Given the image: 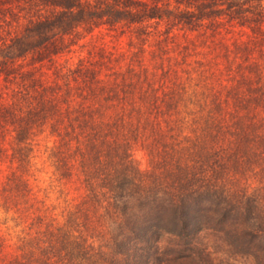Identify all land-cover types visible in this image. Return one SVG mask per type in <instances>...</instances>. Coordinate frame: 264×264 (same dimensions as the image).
<instances>
[{
  "label": "trees",
  "instance_id": "16d2710c",
  "mask_svg": "<svg viewBox=\"0 0 264 264\" xmlns=\"http://www.w3.org/2000/svg\"><path fill=\"white\" fill-rule=\"evenodd\" d=\"M263 25L264 0H0V264H264Z\"/></svg>",
  "mask_w": 264,
  "mask_h": 264
},
{
  "label": "rangeland",
  "instance_id": "374dc122",
  "mask_svg": "<svg viewBox=\"0 0 264 264\" xmlns=\"http://www.w3.org/2000/svg\"><path fill=\"white\" fill-rule=\"evenodd\" d=\"M263 27H264V25H263ZM246 31L248 33H250V30L248 29V27H244L240 31L236 29L233 32L232 31L226 32V30L224 31V29H222L220 33L216 34L213 37V40H210L209 39V40H207V42L210 43V44H215V46L217 48L220 42H226L228 44H231L234 39H241L242 38V39L246 40V39H248V37L246 35ZM187 32H189V31H187ZM189 33H191V32H189ZM105 39H106V41L108 43V46L111 47V48H113V45L114 44H116L115 46H119V47L125 45L124 39H119L117 41V39H115V37H113L112 33L111 34L107 33V35H105ZM201 49L205 51L208 48L207 47H202ZM260 49H261V51H260L261 52V55L259 54V51L256 48L255 51H254V53H253V55H250L251 58L255 57V59H258V61H264V44L261 45V48ZM215 53L216 52L213 51L212 53H210V55H214ZM142 55H145L146 58H148L149 55H152V54L147 49V50H145L143 52ZM64 56H65V54L64 55H60L58 57L60 59H62ZM1 83H2V80L0 78V84ZM44 143H45V140L43 139L42 136H40V138H38V140L35 143V151H34V156L32 158V160L35 161V163H36L35 164V167L36 166L37 167L38 166L40 167V165H41V163H40L41 162V158H40V155H39L38 148L42 147ZM134 157H135V159L138 162V164H139L140 167L145 168L147 166V159H148L147 158V154L144 151V149H142L139 145H136L135 146V149H134ZM6 168H7L6 167V163H4V162H2V160H0V186L3 183V181L5 180ZM36 168H34V170H33L34 171L33 176H30V182H31V185L33 186V189H34L35 193H37L38 196H41L42 195V192L41 191L38 192L37 190H38L39 186H45L46 185L47 177L49 175V168L46 165L43 166L39 170H37ZM55 195H56L55 192H51L52 199H54L56 197ZM3 216H4V214L0 210V221H2V217ZM24 219H25V217L21 219V222L22 223L24 222ZM7 223L8 224L5 225V224H3V223L0 222V232L1 231H4L5 232L6 227L7 226H11V221H8ZM5 237H6L5 239H8L10 236L6 234ZM5 243H7V242H5Z\"/></svg>",
  "mask_w": 264,
  "mask_h": 264
}]
</instances>
